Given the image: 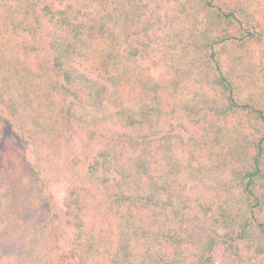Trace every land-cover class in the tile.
<instances>
[{"label": "trees", "instance_id": "obj_1", "mask_svg": "<svg viewBox=\"0 0 264 264\" xmlns=\"http://www.w3.org/2000/svg\"><path fill=\"white\" fill-rule=\"evenodd\" d=\"M39 1L0 0V264H264V0Z\"/></svg>", "mask_w": 264, "mask_h": 264}, {"label": "rangeland", "instance_id": "obj_2", "mask_svg": "<svg viewBox=\"0 0 264 264\" xmlns=\"http://www.w3.org/2000/svg\"><path fill=\"white\" fill-rule=\"evenodd\" d=\"M51 0H41L39 1V8L44 5L46 2H49ZM146 2V0H143ZM55 4L57 8H62L65 6L66 1H60V0H55ZM39 44H42L41 42ZM43 51V50H41ZM44 53V52H43ZM6 126V120L4 115L0 112V145L9 138V136H13V132L8 129ZM2 127L5 128V132L1 133ZM185 138L188 136L187 133L182 134ZM74 142L77 145L76 148L78 151H82V143L80 139L74 138ZM29 160L31 162H34L36 157H35V152L32 147H30L27 151ZM64 155L61 153L47 168L46 175H47V188L48 191L52 194L53 196V201L55 205V209L57 211H64L65 206H64V200L67 194L68 187L71 183L70 177L67 174V171L64 167ZM216 187L215 182L212 180H200V179H193L190 180L189 182V191H200V192H208L210 188ZM48 211L47 206L45 205L43 209H41L39 212H29L26 213L28 217H31L37 221L35 225H39L40 222H42L44 216L46 215ZM193 212L196 216H194V220L190 224L192 228H196L197 231L202 230L204 226V221L202 218V214L197 210L193 209ZM262 217L264 218V212L262 214ZM66 234L67 237L62 240L63 243H67L68 238L70 236V229L66 227ZM29 238H26L23 241H13L9 245L6 244L3 246V260L2 264H15V259L21 255L25 250H26V245L28 242ZM221 247H218L215 250V260L217 264H220L221 262Z\"/></svg>", "mask_w": 264, "mask_h": 264}]
</instances>
